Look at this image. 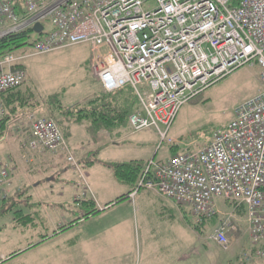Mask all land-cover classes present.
<instances>
[{"label":"built area","instance_id":"built-area-1","mask_svg":"<svg viewBox=\"0 0 264 264\" xmlns=\"http://www.w3.org/2000/svg\"><path fill=\"white\" fill-rule=\"evenodd\" d=\"M231 2L23 0L25 11L19 14L12 0H0V40L41 24L42 37L29 55L90 44L98 53L92 73L103 90L112 94L130 86L139 100L140 109L129 116L132 131L153 129L168 143L185 103L257 62L262 91L240 104L227 127L201 149L164 163L149 161L133 194L153 191L190 209L197 220L218 216V201L231 203L232 214L209 240L228 250L232 218L243 212L251 248L237 264H254L264 261V0H240L234 7ZM25 55L0 61V120L6 115L3 97L26 82V73L14 69ZM33 118L25 159L29 152H63L83 186L77 199L84 200L91 189L61 129L52 119ZM11 186V168L0 162V204Z\"/></svg>","mask_w":264,"mask_h":264},{"label":"rangeland","instance_id":"rangeland-1","mask_svg":"<svg viewBox=\"0 0 264 264\" xmlns=\"http://www.w3.org/2000/svg\"><path fill=\"white\" fill-rule=\"evenodd\" d=\"M45 27L46 30L50 29L48 25ZM27 52L21 62L27 79L21 88L31 90L35 94V100L37 99L43 104L48 103L50 97H55V100L51 99V102L56 107L67 108L76 105L78 107V104L85 103L93 97L91 67L98 57L93 46L90 44L76 45L48 54L33 56ZM259 72L257 62H254V65H245L232 71L185 103L169 133V138L173 143L161 142L159 138L155 139L151 131L131 133L129 129L123 132L122 137H113L118 140H114L107 146L110 149L98 150L88 160L101 164L104 161L114 160L111 155H117L116 159L121 162L139 157V161L148 163L151 160L159 162L175 156L173 147H176L175 149L181 153L199 150L211 142L215 131L227 127L233 120L235 110L240 104L259 93L261 88ZM75 113L77 114V112ZM32 115L34 118L52 119L47 113L30 114L27 118L28 121L22 126L26 130L31 127L29 118ZM76 116L78 114L74 117ZM52 120L55 121V119ZM91 125L89 121L82 125L62 126L60 129L65 131L75 128L82 130V133L83 130H88L87 128ZM6 136V139L0 142V154L10 149L11 141L8 137H15L12 131L9 132V129ZM156 140L157 144H154ZM140 143L143 144V148L137 149L136 145ZM129 150L130 152H128ZM117 184L123 188L122 185ZM12 203L13 201L8 206ZM139 205L138 207L137 204L135 209L131 205L130 210L131 213L133 212L131 219L127 218L128 220L119 225L108 227L106 221L89 223L86 228L87 239L82 240L75 249L67 248L61 243H58L61 244L58 249L53 248L52 245L41 249L35 255L36 263L174 264L167 262L166 259L169 257L165 254L185 253L193 259L200 260L202 264L206 260L211 264L214 262L227 264L228 259H233V264H237L236 260L243 251L236 252V249L243 243L242 233L247 232L244 214L237 213L234 215V219L232 218L235 230H231L228 234L230 238L228 250H224L215 242L207 241L208 235L224 219L225 215L232 214L234 207L231 203L218 201L220 213L203 233H198L194 229L196 219L189 209L181 210L174 205L170 216L162 219L158 215V208L142 203V201L139 202ZM14 216V212L8 213V219L13 220ZM80 231L79 229L75 231L74 236L77 233L79 235ZM8 233L7 231L0 237H10ZM25 241L27 244L28 239L18 242L7 240L0 245V253H6L14 247H23L26 245ZM155 253L159 256L154 257L153 260L147 257L148 254L154 255Z\"/></svg>","mask_w":264,"mask_h":264},{"label":"crops","instance_id":"crops-1","mask_svg":"<svg viewBox=\"0 0 264 264\" xmlns=\"http://www.w3.org/2000/svg\"><path fill=\"white\" fill-rule=\"evenodd\" d=\"M104 51L105 50H103V52ZM91 75L94 86L93 97L82 104L94 100L105 92L99 80L92 72ZM261 91L262 84L259 93ZM5 96L7 97V94ZM16 101V98H11L8 103H13L12 105H14L17 104ZM28 114L30 115V113L25 111L9 123V132L11 133L12 131L15 137H8L11 141L10 149L0 154V162L8 163L11 168L12 186L9 195V197H13L11 201H13V204H16L15 208L17 211L21 210L25 215H31V221H29L31 223L28 227H17L12 219H8V214H6L0 221V227H4V229L0 231V236L8 231L10 237H0V245L7 240L18 242L28 239V241L27 244L25 241L24 244L26 245L23 247H14L6 253L1 252L0 264H37L35 255L38 254L41 249H45L50 245L58 249L61 247V244H63L66 245L67 248L75 249L82 240L87 239L86 228L89 223L106 221V226L108 227L119 225L121 222L131 219V215L133 214L130 210L131 205H133L135 209L137 204L138 207L140 206V201L158 208V215L162 219L170 216L173 210L172 206L176 205L174 202L160 197L153 191L144 189L138 191L133 196L136 188L132 189L129 185L118 182L112 170L103 165L104 162L124 163L139 161V157H134L131 160L129 159L130 161L121 162V160L116 159L117 155H111L114 157V160L110 162L104 161L101 164L88 160L93 153H97L98 150H104L113 143L114 140H118L113 139V137L120 138L123 136L122 133L119 134L120 132L117 131L113 135L104 130L96 132L89 126L87 128L88 130H83L82 133V130L73 128L69 130L66 135L63 134L71 152L79 163L83 165L84 173L86 174L92 192V194L89 193L84 200L94 201L96 209H98L99 212L96 215L84 218V210L76 204L77 197L81 194L83 186L82 183L78 181L77 177L72 174L73 172L66 163L65 154L63 152L56 154L50 152H29L27 159H25L24 156L26 153L24 151V146L30 139L31 127L26 130V128L22 126L28 121ZM130 131L133 133L131 128ZM147 131H151L155 139L159 138L157 132L153 129L142 132ZM84 132L86 133L84 134ZM6 137L4 139H6ZM4 139L0 140V142ZM154 144H157V140ZM136 147L137 149L143 148V144H137ZM128 152H130V150ZM169 158L170 157L159 161V163H164ZM88 162H91V164H88ZM117 183L122 185L123 188L117 186ZM121 197H124V199L118 202V199ZM78 229L81 230L79 235L77 233L74 236L75 231ZM43 237L46 238L43 239ZM242 237L244 238L243 243L237 247L236 252L240 251L241 253L249 247V238L246 231L242 233ZM59 239L61 240L59 241ZM207 241L212 243L209 239H207ZM156 254L157 253L154 255L148 254L147 257L153 260L154 257L159 256ZM169 254L171 255L165 254V256L169 257V259L166 260L170 263L202 264L200 260L193 259L190 255L185 253ZM228 260L229 262H227V264H233V259ZM206 262H204V264H206ZM214 263L216 264L217 262ZM207 264L211 263L207 262Z\"/></svg>","mask_w":264,"mask_h":264},{"label":"trees","instance_id":"trees-1","mask_svg":"<svg viewBox=\"0 0 264 264\" xmlns=\"http://www.w3.org/2000/svg\"><path fill=\"white\" fill-rule=\"evenodd\" d=\"M15 4V8L19 14H24L23 0H12ZM240 0H232L231 7L237 6ZM42 35L36 34L32 29H28L18 34H13L7 38L0 40V61L7 55L22 56L26 52L32 51L35 44L41 39ZM27 52V53H29ZM14 69H23L21 64L14 66ZM4 106L6 109V115L0 120V140L4 139L9 129V123L18 117V115L27 111L30 114L40 113L49 115L52 119H55L59 128L62 126L70 127L74 124L89 123L91 122V129L99 131H107L109 134H115L116 131L123 134L126 130H129V116L140 109L139 100L136 97L134 90L130 86H126L119 91L108 94L103 92L101 96H98L94 100L78 105V107H56L50 97L49 104L39 102L35 100V94L31 90H24L21 87L7 93V97L4 96ZM16 98L17 104L8 103L9 99ZM55 100V99H54ZM53 100V101H54ZM54 105V106H53ZM46 109V111H45ZM46 113H45V112ZM75 112H77L78 116ZM59 117V118H58ZM123 130V131H122ZM69 129L62 131L64 135L68 133ZM120 136V135H118ZM209 144V143H208ZM173 147V154H182L178 149ZM201 149V148H200ZM80 164V163H79ZM91 164V162H88ZM83 168V165L80 164ZM104 166L112 170L115 179L122 183L129 185L132 189H135L138 182L144 173L148 163L143 161H130L124 163H103ZM70 168V167H69ZM84 169V168H83ZM71 170V169H70ZM13 198V197H12ZM11 197L7 198L0 204V221L9 212H14V224L17 227H28L31 222V215H25L21 210L17 211L16 204H8L11 202ZM124 197L118 199V202L122 201ZM225 202V201H223ZM218 203V202H217ZM78 207L84 210V218L98 214V209L94 201L76 200ZM179 207V206H178ZM180 209H188L185 207H179ZM239 215L243 212H238ZM217 216L213 218H205L197 220L194 229L198 233H203L206 227L212 224ZM4 227H0L2 231ZM247 233V232H246ZM248 235V234H247ZM46 237H43V239ZM251 248L250 240L249 247L243 253L249 251ZM238 259V258H237ZM254 264H264V261H257Z\"/></svg>","mask_w":264,"mask_h":264},{"label":"water","instance_id":"water-1","mask_svg":"<svg viewBox=\"0 0 264 264\" xmlns=\"http://www.w3.org/2000/svg\"><path fill=\"white\" fill-rule=\"evenodd\" d=\"M32 30L37 33V34H41L43 31V26L41 24H36Z\"/></svg>","mask_w":264,"mask_h":264}]
</instances>
